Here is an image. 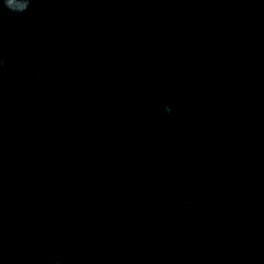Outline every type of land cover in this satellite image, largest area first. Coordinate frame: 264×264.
Listing matches in <instances>:
<instances>
[{
    "label": "clouds",
    "instance_id": "9594fccd",
    "mask_svg": "<svg viewBox=\"0 0 264 264\" xmlns=\"http://www.w3.org/2000/svg\"><path fill=\"white\" fill-rule=\"evenodd\" d=\"M31 0H24L22 5H17L15 0H0V8L7 9L9 12L22 14L30 7ZM166 112H171V108H167Z\"/></svg>",
    "mask_w": 264,
    "mask_h": 264
}]
</instances>
